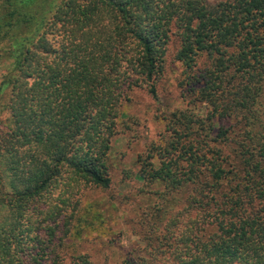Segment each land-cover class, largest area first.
<instances>
[{"label": "trees", "instance_id": "1", "mask_svg": "<svg viewBox=\"0 0 264 264\" xmlns=\"http://www.w3.org/2000/svg\"><path fill=\"white\" fill-rule=\"evenodd\" d=\"M172 28L184 94L206 112L172 113L137 158V178L162 187L143 240L177 264H264V0H0V264H91L70 249L79 202L52 194L109 188L121 89L156 97Z\"/></svg>", "mask_w": 264, "mask_h": 264}, {"label": "rangeland", "instance_id": "2", "mask_svg": "<svg viewBox=\"0 0 264 264\" xmlns=\"http://www.w3.org/2000/svg\"><path fill=\"white\" fill-rule=\"evenodd\" d=\"M207 1L217 3L223 0ZM176 31L175 28L171 29L161 73L153 81L156 97L149 93L145 83L134 86L127 81L123 84L121 101L114 119V135L110 139L107 154L111 180L109 188L73 185L72 194H67L66 185L60 182L58 189L52 194L54 203L58 202V196L67 202L71 201V206L75 205V201L79 202L77 209L86 220L81 223L85 228L80 239L74 240L70 249L73 253L86 255L91 264H120L128 257L150 258L148 264H177L170 254L172 248L163 252L162 248L150 245L151 243L146 244L143 240L146 214L150 212L148 207L162 201L156 194L162 192V187L146 186L137 178L139 166L136 162L138 156H146L148 147L166 134L165 125L172 113L189 112L203 116L206 112V107L192 102V98L184 94L181 86L183 68L175 58L179 48ZM199 65H202L201 61ZM3 70L0 65V76ZM261 102L260 109L264 110V98ZM7 118V112L0 113L2 123H6ZM168 197L170 201L164 203L167 212L159 225L160 231L167 228V217L178 216L184 202L183 193L176 194L174 200L171 195ZM192 215L193 211L185 213L182 221H187ZM76 223V219L71 221V225ZM179 227L177 225L178 233ZM66 262L69 264L71 260L67 259Z\"/></svg>", "mask_w": 264, "mask_h": 264}]
</instances>
